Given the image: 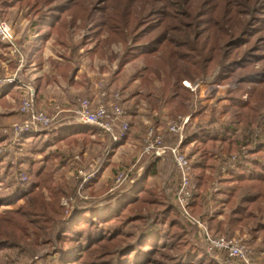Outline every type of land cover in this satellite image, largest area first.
<instances>
[{"label":"trees","instance_id":"1","mask_svg":"<svg viewBox=\"0 0 264 264\" xmlns=\"http://www.w3.org/2000/svg\"><path fill=\"white\" fill-rule=\"evenodd\" d=\"M1 5L26 6L36 17L29 21L28 29L35 37L25 53L28 62L38 58L39 69L45 42L52 37L65 48L66 36L79 21L80 28L92 25L97 43L91 55L112 61L110 41L122 45L117 73L128 63L141 61L142 67L135 68L131 78L150 91L153 81L165 74L157 96L147 95L150 107L159 110L172 105L173 120L197 118L186 124L181 144L182 148L193 144L186 157L194 186L187 210L212 237L230 238L249 229V244L256 246L251 261L258 254L264 258V0H3ZM207 80L234 87V95L239 96H230L223 108L229 112L226 123L214 118L204 122L203 112L191 115L186 110L189 91L182 82ZM50 83L48 77L36 79L37 102L43 100ZM15 94L11 87L0 88V104ZM243 95L246 101L240 100ZM94 132L72 125L52 130L49 136L57 146L73 144L84 149ZM171 142L174 145L176 140ZM145 160L142 176L129 185L108 188L101 207L96 201L78 202L68 215L60 206L68 183L61 180L53 186L54 171L64 164L60 155H44L36 169L28 162L30 184L19 182L0 197V204L24 200L16 210L0 212V251L17 256L32 236L36 245L40 238L54 245L49 259H38L41 264H242L223 252L205 253L198 228L183 221L178 207L151 181L160 160L146 156L138 164ZM102 164L86 190L97 188L99 173L109 165L105 161L101 168ZM172 178L167 186L171 190ZM219 215L222 220L217 219ZM5 264H13L10 255Z\"/></svg>","mask_w":264,"mask_h":264},{"label":"rangeland","instance_id":"2","mask_svg":"<svg viewBox=\"0 0 264 264\" xmlns=\"http://www.w3.org/2000/svg\"><path fill=\"white\" fill-rule=\"evenodd\" d=\"M2 1L0 0V19L8 23L13 29L14 49L8 50L7 47L0 46V57L2 58L0 79L14 77L21 85L29 86L34 92V112L42 113L51 122L47 126H35L40 131L39 133L26 134L23 136L24 139L16 141L15 128L28 123L30 115L20 111L22 100L27 98L26 92L17 89L15 86L11 87L16 92L15 96L7 95L5 105L0 104V197L9 194L19 182L26 185L30 184L28 162L35 164L36 169L42 163L44 155L56 153L60 155L64 164L56 167L53 186H56L61 180L68 183L65 196L60 200V206L65 210V215L73 211L78 202L96 201L98 202L97 205L99 204L98 206L101 207L109 189L115 187L113 181L118 169L124 167V171L128 173L126 185H129L130 181L133 183L136 178L144 173L147 161L145 160L140 165L138 163L140 159L146 157L143 154V140L149 128H153L156 134L162 136L165 147L178 148L180 154L185 158L191 155L193 144L183 148L181 144L185 139L186 124L195 123L197 118L190 119V116H187L173 120L169 115V112L174 110L172 105H164L159 110H155L150 107L152 102L149 104L147 99L148 94L152 99L155 98V95L157 96L159 89L163 86L165 74L161 76V80L153 81V91H150L141 86L138 80L133 81L131 78L133 70L142 67L141 61L130 62L117 73V63L123 51L122 45L110 41L109 55L112 56V61H109L106 56L99 58L96 55H91L90 52L97 43L91 34L92 25L88 23L85 27L80 28L79 21L77 27L72 28L66 36L65 48L61 49L55 43V38L52 37L45 42L39 55L40 61L43 62L39 69L36 65L38 58L28 62L25 53L27 45L35 37V33L32 34L28 29L29 21L35 20L36 17L30 15L26 6L23 9L2 7ZM127 44H131L130 39H127ZM73 48H75V53L71 55ZM13 50L15 52H12ZM43 76L50 78L51 83L43 92V100L37 102L35 81ZM66 78L72 79L73 84H70ZM182 86L189 91L185 94L188 98L184 104L186 110H189L191 115L203 112L204 122L214 118L220 123H226L229 112H223V108L229 105L230 96L239 97L234 95V87L213 84L212 80L196 81L194 84L184 81ZM103 92L105 96H102ZM240 98L241 101L247 100L245 95ZM81 101H89L90 108L103 105L109 111L116 107L126 111L128 117L125 120L131 124L127 141L110 148L111 143L108 137L95 131L89 138L90 143L84 149L73 144L57 146L55 141L50 139L49 133L55 129H62L59 127L60 124L72 121L73 111ZM178 120H181V123H178ZM170 126H175L179 130L178 134L170 135L167 132ZM172 140H176L174 145ZM40 150L43 152H39ZM159 160L157 173L151 181L175 206L174 196L176 192L172 193V191H176L180 183L179 172L171 161ZM101 161L103 162L102 166L100 165L101 168L106 165L105 161L109 165L106 170L99 173L98 185L97 188H94L96 191L90 188L86 190V185L82 186L81 184L83 173L95 169L102 163ZM112 170H114L113 173ZM175 171H177V175H175ZM222 175L227 176V172L223 170ZM172 177H174L173 183L175 184L173 190L167 188L168 183L173 180ZM191 177L190 165L189 181L192 184ZM218 187L215 183L214 189ZM105 188H109L105 194H98L101 189L104 191ZM42 192L45 196L47 195V191L42 190ZM23 203L24 200H15L11 204L1 203L0 212L14 211ZM187 214V218L192 220L191 224L196 228L198 225L201 226L200 230L196 229V231L199 230L200 238L206 234L213 239H241L248 250V264H264V258L260 254L251 261V251L256 246L249 244V229H242L241 232H236L230 238L212 237L206 226L197 217L192 216L189 210H187ZM187 218L181 217L183 221H187ZM217 219L222 220L223 217L219 215ZM42 241V238L38 239L36 245L34 237L31 236L27 245L22 244L23 246H20V252L17 256L8 254L9 251H0V264H5L9 255L13 259V264H31L42 257L49 259L51 252L54 251V245ZM201 241L204 246L203 238ZM203 249L205 250V246ZM36 264L41 263L37 262Z\"/></svg>","mask_w":264,"mask_h":264},{"label":"built area","instance_id":"3","mask_svg":"<svg viewBox=\"0 0 264 264\" xmlns=\"http://www.w3.org/2000/svg\"><path fill=\"white\" fill-rule=\"evenodd\" d=\"M0 43L7 47L8 50L14 49V33L11 26L0 19ZM12 52H15L13 50ZM15 86L17 89L26 92L27 98L22 100L20 111L30 115V121L20 127L15 128V139L20 141L23 136L30 133H39L40 131L35 126H47L51 120L47 119L42 113H36L33 110L34 92L29 86L21 85L14 77H5L0 79V88H9ZM105 96V93H102ZM89 101H81L78 107L73 111L74 117L72 121L64 122L60 126H76L78 128H91L97 133L104 134L108 137L110 148L125 142L128 137L129 121L126 111L116 107L111 111L107 110L103 105H98L95 108H90ZM188 120V119H186ZM187 122V121H186ZM178 129L175 126H170L167 129L169 134H178ZM143 154L152 159L169 160L175 164L179 172L180 183L176 189L174 203L178 207L182 217L187 218V208L191 191L194 186L189 181L190 165L185 156L180 154L178 148H167L163 144L162 136L155 133L153 128H149L143 140ZM98 166L95 169L89 170L82 175V186L87 185L95 179ZM128 173L124 170L119 171L114 178V185L119 186L126 181ZM132 183V181H130ZM216 190V189H214ZM191 223V219L187 218ZM201 229V226H197ZM205 253L210 254L212 251L223 252L229 258L238 260L242 264H248L246 245L241 239L225 240L222 238H209L206 234L203 235Z\"/></svg>","mask_w":264,"mask_h":264},{"label":"crops","instance_id":"4","mask_svg":"<svg viewBox=\"0 0 264 264\" xmlns=\"http://www.w3.org/2000/svg\"><path fill=\"white\" fill-rule=\"evenodd\" d=\"M70 80H72V79H70ZM73 108V107H72ZM60 128H65V126H59ZM130 134V133H129ZM128 137H129V135H128ZM128 137H127V139H128ZM127 141V140H126Z\"/></svg>","mask_w":264,"mask_h":264}]
</instances>
